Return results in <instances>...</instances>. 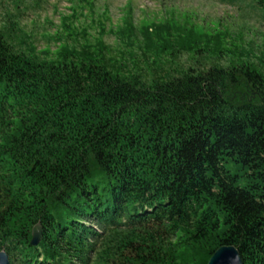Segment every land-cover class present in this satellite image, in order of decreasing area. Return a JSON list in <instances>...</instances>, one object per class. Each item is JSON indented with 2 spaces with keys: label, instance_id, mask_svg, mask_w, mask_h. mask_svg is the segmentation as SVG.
Instances as JSON below:
<instances>
[{
  "label": "trees",
  "instance_id": "trees-1",
  "mask_svg": "<svg viewBox=\"0 0 264 264\" xmlns=\"http://www.w3.org/2000/svg\"><path fill=\"white\" fill-rule=\"evenodd\" d=\"M1 25L12 264H208L226 244L264 264L263 73L211 66L148 83L104 52L18 48L15 21Z\"/></svg>",
  "mask_w": 264,
  "mask_h": 264
},
{
  "label": "rangeland",
  "instance_id": "rangeland-1",
  "mask_svg": "<svg viewBox=\"0 0 264 264\" xmlns=\"http://www.w3.org/2000/svg\"><path fill=\"white\" fill-rule=\"evenodd\" d=\"M9 19L18 48L104 52L148 83L211 66L264 74V0H0Z\"/></svg>",
  "mask_w": 264,
  "mask_h": 264
},
{
  "label": "water",
  "instance_id": "water-1",
  "mask_svg": "<svg viewBox=\"0 0 264 264\" xmlns=\"http://www.w3.org/2000/svg\"><path fill=\"white\" fill-rule=\"evenodd\" d=\"M42 238L40 224L33 227L32 244L38 245ZM238 248L235 245H224L218 248L209 260L208 264H245ZM0 264H12L10 255L6 250L0 251Z\"/></svg>",
  "mask_w": 264,
  "mask_h": 264
}]
</instances>
